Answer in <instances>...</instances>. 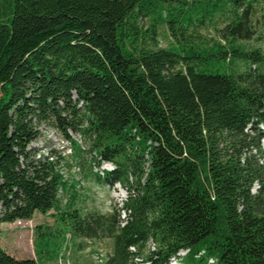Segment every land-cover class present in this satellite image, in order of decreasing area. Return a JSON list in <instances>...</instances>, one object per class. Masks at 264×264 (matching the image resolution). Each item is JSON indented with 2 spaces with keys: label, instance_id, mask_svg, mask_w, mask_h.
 <instances>
[{
  "label": "trees",
  "instance_id": "obj_1",
  "mask_svg": "<svg viewBox=\"0 0 264 264\" xmlns=\"http://www.w3.org/2000/svg\"><path fill=\"white\" fill-rule=\"evenodd\" d=\"M173 2L218 8L194 19ZM259 5L264 17V0H0V226L55 210L73 236L113 240L104 264L182 250L264 264V53L240 44ZM218 10L225 44L160 46L158 28L181 43ZM54 122L76 152L68 129L90 138L98 181L129 191L121 208L63 207L61 157L31 147ZM50 231L37 226L41 241ZM0 264L38 258L11 255L0 229Z\"/></svg>",
  "mask_w": 264,
  "mask_h": 264
},
{
  "label": "rangeland",
  "instance_id": "obj_2",
  "mask_svg": "<svg viewBox=\"0 0 264 264\" xmlns=\"http://www.w3.org/2000/svg\"><path fill=\"white\" fill-rule=\"evenodd\" d=\"M219 2V1H217ZM178 8L186 11L185 16H193L194 19L202 16L203 10L210 8L216 9L218 6H211L210 3L182 4L173 2ZM169 5V4H166ZM221 11V10H218ZM228 12L216 13L215 21L206 20L204 25L190 27L185 31V38L178 42L165 28H158L161 47H172L182 53L191 46H211L215 43L225 44L226 25L230 22ZM260 5L257 9L256 33L251 39H241L240 44L246 49L259 48L264 53V17ZM146 27L151 25L149 19L144 20ZM241 68L244 63H241ZM40 136L31 147L38 150V156L49 154L54 151L61 157V169L64 178L67 180V189L61 192L63 207L70 201L84 211L98 210L103 213H110L115 209L121 208L128 199L129 191L121 183L108 186L100 183L94 174L93 163L95 162V151L92 149L90 138L84 136L71 128L68 129L69 135L77 141L81 150L76 152L71 140L68 139L58 122L54 124L42 123L40 125ZM103 163V162H102ZM100 170L113 169L110 162L105 161ZM131 182L134 177H131ZM127 214L121 211V217ZM57 213L52 210L48 213L37 212L32 220L18 221L16 223L2 224L0 226L3 235L2 245L5 250L17 258H38V264H104L106 256L110 253L113 240L110 239H80L73 236L69 226L62 219L57 220ZM37 226H45L50 235L41 241L37 233ZM151 242L150 249H153ZM200 248H206L205 244H200ZM187 252L180 253L184 257L183 262L189 264H213L215 259L208 260L209 257H217V254H207L204 260L187 256ZM203 253V252H202ZM184 254V255H183ZM201 253L199 254V256ZM209 262V263H208Z\"/></svg>",
  "mask_w": 264,
  "mask_h": 264
},
{
  "label": "bare ground",
  "instance_id": "obj_3",
  "mask_svg": "<svg viewBox=\"0 0 264 264\" xmlns=\"http://www.w3.org/2000/svg\"><path fill=\"white\" fill-rule=\"evenodd\" d=\"M182 252H187L185 255H187L188 254V250H182L180 253H182ZM180 253L178 254V256H176V257H174V258H172V260L170 261V263L169 264H184L180 259L181 258H183V256L181 257L180 256ZM204 253V252H203ZM203 253H201V254H203ZM184 255V254H183ZM212 263H214V261H212Z\"/></svg>",
  "mask_w": 264,
  "mask_h": 264
},
{
  "label": "crops",
  "instance_id": "obj_4",
  "mask_svg": "<svg viewBox=\"0 0 264 264\" xmlns=\"http://www.w3.org/2000/svg\"><path fill=\"white\" fill-rule=\"evenodd\" d=\"M3 224H7V225H9V223H3ZM2 237H3V235H2ZM2 240H3V238H2ZM10 253V252H9ZM11 254V253H10ZM22 258H24V257H22Z\"/></svg>",
  "mask_w": 264,
  "mask_h": 264
}]
</instances>
